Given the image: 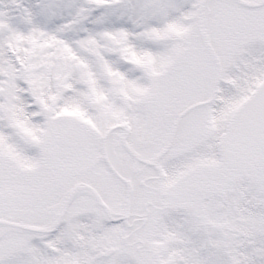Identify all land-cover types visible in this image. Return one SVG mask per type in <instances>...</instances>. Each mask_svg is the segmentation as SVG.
Segmentation results:
<instances>
[{
  "label": "snow or ice",
  "instance_id": "obj_1",
  "mask_svg": "<svg viewBox=\"0 0 264 264\" xmlns=\"http://www.w3.org/2000/svg\"><path fill=\"white\" fill-rule=\"evenodd\" d=\"M0 264H264V0H0Z\"/></svg>",
  "mask_w": 264,
  "mask_h": 264
}]
</instances>
